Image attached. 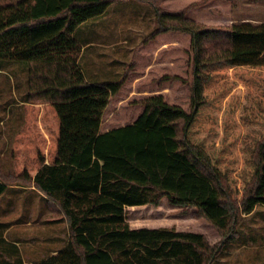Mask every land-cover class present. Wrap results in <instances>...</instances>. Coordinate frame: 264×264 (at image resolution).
<instances>
[{"label": "trees", "instance_id": "16d2710c", "mask_svg": "<svg viewBox=\"0 0 264 264\" xmlns=\"http://www.w3.org/2000/svg\"><path fill=\"white\" fill-rule=\"evenodd\" d=\"M115 1L0 0V63L28 65L9 176L56 204L69 232L60 250L36 264H211L236 232L229 199L240 196L246 215L264 206V19L208 27L188 17V8L138 0L156 19L139 46L167 32L189 35V107L144 95L133 102L141 111L132 122L102 130L103 113L133 63L118 80L88 82L79 63L85 42L74 32ZM5 177L0 195L9 187ZM163 199L195 208L220 241L129 226L125 208H157Z\"/></svg>", "mask_w": 264, "mask_h": 264}, {"label": "rangeland", "instance_id": "374dc122", "mask_svg": "<svg viewBox=\"0 0 264 264\" xmlns=\"http://www.w3.org/2000/svg\"><path fill=\"white\" fill-rule=\"evenodd\" d=\"M159 7L172 11L188 8V17L208 27H224L243 21L257 23L264 19V0H160ZM155 23L154 10L147 3L119 0L109 6L103 15L87 20L74 32L80 43L90 40L93 43L98 40L113 42L114 51L108 50L101 57L102 60L105 57L111 59L113 70L117 68V61L122 60L118 55H123L126 48L135 50L133 60L137 61L129 69L128 78L120 91L111 97L103 113L102 130L132 122L141 111V107L133 102L144 95L160 93L168 103L188 110L192 55L189 35L167 32L139 46L154 30ZM123 40L127 41L126 45ZM92 54L95 53L90 55L89 51H85L81 59L88 79H91L88 77L89 66L94 64L89 62L91 58L94 60ZM131 62H126L120 72L104 74L108 76L105 79L117 80ZM0 68V121L5 123L0 126V133L7 135L15 128L19 130L23 124L22 102L27 100L28 65L26 62L2 61ZM175 74L181 76L184 82L160 81L164 75ZM6 153L0 158V176L8 175L5 180L10 189L0 198V222L8 223L6 238L9 243L17 242L19 258L27 264H35L66 244L69 237L67 223L56 204L32 188L34 186L30 182L14 183L10 179L11 145ZM229 202L235 207L236 232L222 244L220 253L211 264H264V206L257 205L246 215L238 209L240 196L229 199ZM125 215L131 228L166 227L180 232L201 233L211 245L221 239L208 221L197 216L195 208L172 206L165 199L157 208L150 205L125 208ZM0 256L1 260L8 258L3 254Z\"/></svg>", "mask_w": 264, "mask_h": 264}, {"label": "crops", "instance_id": "0c3cea01", "mask_svg": "<svg viewBox=\"0 0 264 264\" xmlns=\"http://www.w3.org/2000/svg\"><path fill=\"white\" fill-rule=\"evenodd\" d=\"M121 42V41H120ZM125 45L127 44V41L126 40H123L122 41ZM114 44L113 42L112 43H109V42H106L105 40H101V41H97L96 43H93L92 40H90L89 42H85L84 44H82V49H81V54H80V57H79V63H80V66H81V69H83V73H84V76L86 78V80L88 82H106V81H109V80H106L105 77H108V76H105L104 74H110L111 72H115V71H121V68L122 66L126 63V62H129L132 60L131 63L135 64V62L137 60H133L134 58V54H135V50L133 48H126L125 49V53L123 54L125 56L126 54V58L123 57V55H118L120 58H122L121 62H118V64H116L117 68L116 70H113V67H112V61L111 59L105 57L104 60L101 59L102 55H106V51L108 50H113ZM128 46V45H127ZM100 49L99 51H96L97 49ZM85 51H89L90 52V55L91 53H95L94 55L92 54V57H94V60H92L91 57H89V60L91 58V60L89 62H92L94 63L93 65L89 66L90 67V73L88 75V77H90L91 79H88L87 76H86V73H85V70L83 68V65H81V59L83 57V53ZM114 51V50H113ZM136 55V54H135ZM136 57V56H135ZM136 59V58H135ZM97 65V66H96ZM2 68H0L1 70ZM94 71V72H92ZM97 71L101 72V73H98ZM97 74H100V75H97ZM92 75V76H91ZM121 75V74H120ZM100 76V77H98ZM119 79V78H118ZM117 79V80H118ZM23 103V106L25 104V102H22ZM16 105V104H15ZM5 123L4 121H0V126H3ZM17 131V128H15L13 130V134L9 133V134H5L4 132L0 133V158L4 157L7 155V150L10 148V145H11V140L13 138V135L15 134V132ZM9 137H11L9 139ZM1 169V168H0ZM34 188V187H32ZM9 187L0 195V198L6 193L9 191ZM20 189V187H19ZM146 206V205H144ZM173 206V205H172ZM136 207H141V206H135V207H127V208H136ZM9 228V225L8 223H3V222H0V240L3 239L6 243H9V241L7 240L6 238V233L7 230ZM5 233V234H4ZM10 244H11V247H10ZM4 245V246H3ZM57 252V251H56ZM56 252H54L53 254H55ZM0 254H3L5 256H7V260L6 261H9V262H12L16 259H18L19 255H20V251H19V248L17 247V242L16 241H13L11 243H9L8 245L4 244L3 242H0ZM52 255V254H50ZM49 256V255H48ZM48 256L42 258L41 260H44L45 258H47ZM1 257V256H0ZM5 260V259H3ZM1 258H0V263H2ZM40 260V261H41ZM38 261V262H40ZM37 262V263H38ZM23 264H27L26 262L23 261ZM36 264V263H35Z\"/></svg>", "mask_w": 264, "mask_h": 264}]
</instances>
